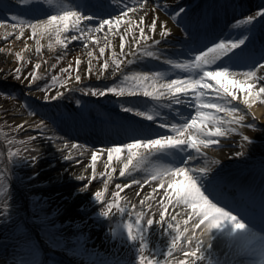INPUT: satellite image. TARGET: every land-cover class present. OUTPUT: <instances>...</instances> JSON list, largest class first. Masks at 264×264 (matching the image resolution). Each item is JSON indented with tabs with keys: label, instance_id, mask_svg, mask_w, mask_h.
I'll return each instance as SVG.
<instances>
[{
	"label": "rangeland",
	"instance_id": "obj_1",
	"mask_svg": "<svg viewBox=\"0 0 264 264\" xmlns=\"http://www.w3.org/2000/svg\"><path fill=\"white\" fill-rule=\"evenodd\" d=\"M12 1L17 2L18 5H20V0ZM256 1L259 5L264 4V0ZM188 4H190V2L184 6L186 7ZM246 6L248 5L245 4V7ZM262 8L264 9V7L246 8L242 11L243 13H239L236 17L227 21L224 26V29H226L224 34L228 32L232 33L229 35L230 37L228 36L226 39H223L222 37L220 39L231 41L243 38L245 35H248V37L252 35L264 17H257V20L250 30L248 29L250 26L238 22L245 20L249 15H255ZM6 9H8V20L3 16H0V19L6 20L7 23H17V21L13 19L14 13L19 15L17 7L10 5L6 6ZM9 20L11 22H8ZM222 35L223 34H220V37ZM46 43L47 46H49L50 42ZM81 44L82 41H76L71 49H73L74 46H80ZM43 45V43H40L39 46L41 49H37L36 51L31 50L30 55L32 59L35 58L39 52H42V54L45 53L43 51ZM147 51L156 52V48L154 45L149 44ZM149 57L150 56H147L144 52H136L135 58H133L131 54L128 60H132L133 62L127 67H122L121 71L116 72L113 75L111 65L104 80L85 79L84 81L77 83L73 88H70V90L63 93L55 100H45L43 96L45 92L52 96L53 91L56 90L59 85L63 84L67 76L72 72V68L68 65L56 64L55 67L52 66L43 70L38 64L36 67V76L33 77L32 66L37 63H34L33 61H17L0 73V249L3 250L4 253H9L12 264H38L41 255V251L38 250V253L32 254L30 259H27L26 256V241L30 239L35 241V239L38 238L34 226L36 223L28 221L29 215L26 212L27 192L29 195L32 194L33 206L43 205L47 207H44L38 212V220L54 221L59 215L61 217L59 218V220H61L60 224L65 230L68 229L67 227L69 225L80 227L83 223L91 222L95 227H93V231L90 233V243H92V248H96L98 254L109 256L113 253L117 257L122 258V255H124L125 252L134 251L136 246L139 247L141 243L144 244V249L148 250L149 247H151V244L149 243L150 238H154L158 245V249L156 250V253L158 254L153 256L156 260L159 258V261L163 259L167 264H178L180 259H192V257L185 255V245L183 243V241L191 235V231L185 232L182 228L186 226L185 217H187L189 212L187 210L188 208L184 205H176L174 207L171 203H168L165 208V221L162 223L154 222L152 225H147L146 221L149 216H151L154 221L159 220L160 204L158 201H160L161 196H164L166 200L169 198L166 195H161L162 193L160 191L142 196V191L145 188L144 186H146L148 182L145 184H142L141 182L142 185L140 183H135L127 187L129 185L128 179L136 180L129 177V175H132L141 181L143 180L141 173H136V171L131 168V170H125V175L120 174L119 169L123 164V160H120L121 157L118 158L119 160L115 163L112 175L109 173L110 168L98 170L96 167L93 179H88L87 181V184H90L89 187L85 189V191L76 194L70 202L65 203V196H67L68 192L71 190L74 191L76 187L80 186L84 181H77L69 184L50 183L47 181L49 174L44 165L47 159H43V155L40 154V148L49 147L51 144L57 142H65L72 145V142L75 141L77 144L89 148L88 145L90 144L87 145L83 140L78 142V139H69L67 132H69L70 129L66 127L71 121L99 125L102 122H107L110 118L108 114L109 112H112L123 115V117L126 115H132L136 120L141 121V124L157 123L153 118L146 119L137 116L134 113L123 112L121 110L120 104L124 103L138 108L140 111H149L153 114L156 107L151 102H147L144 99L147 97L142 93L130 94L125 92L121 96H117L114 93H106L101 96H93L90 93L81 91V88L91 89L111 86H124L126 88L128 82L125 81L123 77L133 71H158L162 74L164 72L170 73L167 70L159 69L161 68L159 66L158 68H140L139 64L143 65L144 63H148L147 58ZM137 61L139 63H137ZM17 64H19V71L21 72L19 77L16 76L14 71ZM226 66L237 72H242L244 70V68L241 69L240 67L233 66L232 63H229ZM53 77H56L55 82H53ZM21 79H32L33 84L27 89L22 90L19 86ZM260 83H264V81H257L254 84L253 89ZM45 85H47L46 89ZM253 93L250 98H258V95L256 93L253 95ZM242 94L240 95V101H243ZM132 96H138L136 97L138 99H134ZM9 98L14 99L18 109L16 111L20 112L22 116L27 118L36 117L38 121L43 123L44 128H32L17 123L14 119L17 113L13 112V104L8 102ZM77 100H79L80 103H77ZM257 106H264V99L263 101L261 100ZM223 115L226 116L227 114ZM235 115L239 116L242 115V113L238 112ZM124 120L128 119L124 117ZM256 122H258L257 118L243 121L241 124H233L231 126L236 130L229 131L228 135L221 137L226 140L227 143L231 142V144L228 143V146L226 145L225 148H222L224 151L220 153L222 155L219 158V153L208 156L210 157V162L213 167L219 165H223V168L226 166H232V168L235 169H243L246 173L255 168L264 169V125L259 124L258 127L250 126ZM17 125L20 126L17 127ZM12 133H16V135L13 136ZM48 134L54 136L55 139L48 138L43 141L37 139L39 135L46 136ZM28 137L31 139H26ZM245 137H248V139H245ZM83 148H80V150ZM230 148L234 150L233 155H231ZM9 150L13 155L10 158L6 156V151ZM82 152L86 155L89 154V157L91 156L90 151L85 152L82 150ZM238 152H242L244 155L238 156ZM29 156L36 158L33 161L28 159ZM88 160L89 158L87 161ZM98 160L99 159L96 158V161ZM216 161H220V163L215 164ZM16 163L21 166L20 176L18 178L14 177L12 174ZM197 163H201V161L196 162V164ZM101 173H103V175H101ZM104 178H109V182L104 187V193L107 190L113 189V191L118 193L117 198H119V201L121 202L119 203V207L115 208L116 216L109 221L110 223H106L101 219V213H96V217L90 219V213L86 211L88 205L99 202L95 200L92 194L95 191L93 185L97 184ZM138 184L141 185V192H138L135 197L132 196L133 198L130 197V195L136 191L134 189L140 188V185ZM11 185H13L12 188ZM30 185H33V188L36 187V189L31 191L30 189L32 188ZM117 185H125L126 187L118 188ZM154 187L155 186L150 188ZM39 188L42 189L40 190ZM37 196H39L38 199H36ZM218 206L224 207L226 210L225 205L218 204ZM5 208L12 210V213L7 216L2 214V209ZM135 213L142 214L144 224L136 225V229L134 227L135 239H131L132 242H130V239L127 236V231L124 228V222L128 221L135 224ZM91 220L96 222V224ZM230 223V221L225 219L222 223H219L217 227L215 226L216 228L211 227L209 229L210 232L207 231L206 236H201V233L199 232L196 233L201 242L195 259V264H247L245 261L247 259L244 254V250L247 246H235L234 242L233 245H225L226 239L230 238L229 240H232L237 230L233 229ZM188 224L191 225V218H189L187 225ZM241 224L243 227L239 228L240 230H252L251 232H254L256 237L257 235L264 234V226L261 228H254L250 224ZM172 225H175L180 229V237L179 239H176L172 251L169 252V245L172 244L174 237L177 235L176 227H173ZM224 228L227 230L224 231ZM75 231L74 234L79 233V231ZM221 232L226 233L227 237H220ZM208 236L211 237L207 238ZM214 240L218 241L217 245L211 243ZM31 243L33 242L31 241ZM51 243L54 245L57 244L54 241ZM189 243H191L193 247H196L195 244H192L193 241H189ZM128 245L129 247H127ZM27 250H31L30 244L27 245ZM64 252V249L59 251L61 256L60 262L64 264H83L80 260H70V257ZM165 253H168V255H165ZM250 259L257 260L255 256H251Z\"/></svg>",
	"mask_w": 264,
	"mask_h": 264
},
{
	"label": "snow or ice",
	"instance_id": "obj_2",
	"mask_svg": "<svg viewBox=\"0 0 264 264\" xmlns=\"http://www.w3.org/2000/svg\"><path fill=\"white\" fill-rule=\"evenodd\" d=\"M125 3L123 10L119 11L117 15H109L107 18L99 19V22L89 23L88 17L81 14L80 11L75 10L71 0H20V7L24 10H31L38 5H48L53 10V14L47 15L44 19L26 20L23 16L13 14V19L17 21L12 27L15 30V35L19 37L23 28H27L29 35L37 33L39 35L55 36L57 42H66L71 40H82L85 45L89 40L100 42L98 33L105 31V35L116 34L117 30L123 27V33L134 32L137 25L140 26V35L134 36L133 42L136 45V51L132 52L133 58L136 52H144L147 56H155L157 59L162 58L158 55V51H147L148 43L141 46V41H150L151 45L160 44V39L150 37L147 33L156 28L159 29L161 38H170L172 29L167 26L165 20H158L155 15L151 17V23L146 27L143 22L146 15L142 10L145 6V0H130ZM159 9L160 5H156ZM165 11L169 9L168 5L164 6ZM139 13L138 18L134 15ZM172 19L181 25V30L186 37V49L189 50L188 58L179 57L178 59H167L166 63L172 67L169 71L175 69L185 70L186 74H174L173 78H166L165 74L158 71H133L124 76L127 81V87L111 86L104 88H81L82 92L90 93L93 96H101L106 93H114L117 96L123 95L125 92L130 94L142 93L146 97L152 98L153 102L171 101L172 103H179L182 99L189 101L188 107L192 109L189 116L184 117L178 114L180 122L167 121L157 123L160 127L167 129L166 133L155 134L151 136H142L139 130L132 124H121L118 132L126 137L127 142H113L107 148V157L111 161L113 154L117 157L124 152L125 158L119 171L121 175H125L126 169L139 168L142 165L147 166L145 175L149 180L159 181L155 183V188L163 187V193L169 198L165 199L161 196L159 208V220L154 221L151 216L147 217V225L155 223H162L165 221V208L168 203L174 207L176 205H184L191 211L185 217V224L187 225L189 218H191V235L183 241L185 245V255L192 257L189 259H180L178 264H195V259L199 249L201 240L196 235L197 226H200L201 232L209 230L213 226H217L220 221L227 219L231 222L233 229L242 228L241 222L232 214L231 211H226L224 207L218 206V202L214 203V199H218V192L216 185L220 179L219 173L210 162L205 149L220 144V138L228 135L229 131H235L231 126L233 124H241L244 121V115L236 116L235 114L241 112V109L234 103V100L240 99V92H243L244 104L251 105L255 103V98H250L252 93H256L258 98L264 99V83L258 84L253 89V84L257 81H264V76H259V72H264V59L257 61L256 53L251 52L242 46L248 40V35L238 40L226 41L220 39L217 43H211L210 46L201 44L194 38V30L197 21H194L189 15V9L182 4L177 3L176 7L171 11ZM257 17H264V9H261L255 15H249L243 23L250 26L254 25ZM126 18V19H125ZM7 24L6 20L0 19V25ZM69 30L78 35H67ZM107 44V42L105 41ZM121 50L125 47L124 35H121L120 41ZM27 47V45H25ZM241 49L239 52L236 49ZM101 55L105 52V46L99 47ZM232 53L227 57V60H222L227 53ZM92 53L89 52V56ZM124 55L123 51L120 53ZM19 53L16 54V60L20 61ZM219 61V62H218ZM133 61L128 60L131 64ZM33 64L32 76H36V67ZM80 63L77 57L76 64ZM229 63H243L252 65L244 68L242 72H237L227 67ZM19 64H17L15 74L17 77L21 75L19 71ZM55 67V65H53ZM92 65L89 62V69ZM109 67L108 61L99 65V75H104V69ZM122 70L121 60L116 58V54H112V74ZM75 79L79 81L81 76L76 75ZM56 77H53L55 82ZM63 82V81H62ZM29 85L33 84V80L27 81ZM47 85H45V89ZM60 90H57L54 96L48 95L45 92L43 98L45 100H55L61 96ZM80 103L79 100L76 101ZM123 112L134 113L137 116L146 119H152V113L149 111H140L138 108L129 106L127 104H120ZM31 114V113H30ZM223 114H227L226 116ZM23 123V121L21 122ZM20 125H17L19 127ZM36 127L41 129L44 125L41 121L36 122ZM251 127H258L255 123ZM55 139V137H51ZM26 139H31L30 137ZM248 139V137H245ZM67 147V143L60 145ZM73 149L83 148L84 145H79L77 142H72ZM177 147L184 155L177 161L170 164L152 162L149 158L153 153L159 152L165 148ZM189 150H194L190 152ZM238 156L244 155L242 152L237 153ZM36 157L29 156L28 159L35 160ZM67 158V157H65ZM97 158V151L93 150L89 160ZM199 158L201 163L193 164ZM216 161L215 164H219ZM131 166V169L129 168ZM107 167L111 168V164ZM103 175V173H101ZM94 174L88 177L93 179ZM132 179H128V184H134ZM107 185V181L105 182ZM83 187H87L84 185ZM117 187H126L125 185H117ZM155 189L150 188L149 194ZM104 188L95 190L92 194L97 201L107 199L104 195ZM118 193L113 191L112 197L116 198ZM116 200H109L108 203L101 209V214L105 217L109 216L108 208L112 207ZM119 207V205H117ZM134 207V206H133ZM135 224L125 221L124 228L127 231L129 239H135L134 227L136 225L144 224L141 213H135ZM176 227L175 225H172ZM187 227L185 232H187ZM176 237H174L172 244L169 245V252L175 244L176 239L180 237V229L176 227ZM189 241H194L196 247H193ZM141 250L144 244L140 245ZM168 255V253H165ZM138 264H167L166 261L161 262L154 257H146L139 255L137 257Z\"/></svg>",
	"mask_w": 264,
	"mask_h": 264
},
{
	"label": "bare ground",
	"instance_id": "obj_3",
	"mask_svg": "<svg viewBox=\"0 0 264 264\" xmlns=\"http://www.w3.org/2000/svg\"><path fill=\"white\" fill-rule=\"evenodd\" d=\"M8 3L6 5L10 6L12 3V0H6ZM189 1H191L192 4L196 3L198 0H145V6L142 10L143 14L146 15V19L143 22L144 26L148 23H151V17L155 15L158 20H165L167 22V26H169L172 29V34L170 38H161L159 34V29L156 28L154 30L148 31V35L150 37L160 39V44L156 45L157 47H162L165 49H170L172 51H177L175 47H173V44L179 43L183 40V37H185L184 32L181 30V25H178L173 19L171 10L174 8L177 3L182 4L183 6L186 5ZM71 3L74 5L75 10L79 11V9L83 8L84 3L83 2H75L74 0L71 1ZM125 3H129V6H131L130 0H94L90 1V4L87 5V9H90V12H86L84 14L81 11V14L85 17H88V22L91 23L93 21L99 22V19L101 18H107L109 15H117V13L121 10H123V6ZM159 4L160 7L157 9L156 5ZM191 4V5H192ZM168 5L169 9L166 12L164 9V6ZM194 6V5H193ZM191 6L189 8V14L193 13ZM44 10L45 16L36 17L35 13L38 11ZM19 14L24 17L26 20L36 19L41 20L44 19L47 15L53 14V10L48 7V5H38L31 10H18ZM0 16L5 17L8 20V9H6V6L0 4ZM139 13H136L134 15V18H138ZM126 19V18H125ZM8 22H11L10 20ZM14 24L7 23L5 25H0V73L4 71L5 68L10 67L13 63L17 62L16 60V54L19 53L22 62L27 61H33L34 63L39 62L41 69L45 70L48 67H52L53 65L59 64V65H68L72 68V72L67 76L63 84L59 85V87L53 91L52 96L55 95L57 90H60L61 93H65L70 88H73L77 83H80L87 80H104L106 78L107 72L110 69V66L112 65V54H116V58L121 60L122 67L129 66V63H127L128 58L130 57L131 53L136 50V45L133 42L134 36L138 37L140 35V26L137 25L134 32H129L127 34L123 33V27L120 30H117L116 34L112 35H105V31H102L98 33L97 35L100 37V42L97 43L96 41L89 40L88 44L85 45L82 40H71L66 42H57L55 36L49 37L48 35H39V38L37 39V33H33L32 35H29L28 29L25 27L23 28L21 35L17 37L15 35V30L13 29ZM124 35L125 39V47L123 50L120 48V38L121 35ZM65 36L67 35H78V33H73L71 30H69L68 33H64ZM81 42L82 44L80 46H74L73 49H71L72 45L75 44V42ZM107 42V44L105 43ZM46 42H50L49 46H47ZM40 43H43V51L45 52L42 54V52H39L35 58L32 59L31 57V50H37L41 49L39 46ZM148 43L150 44V41H141V45ZM27 45V47H25ZM105 46V52L103 55L99 52V47ZM34 51V52H35ZM123 51L124 55L121 56L120 53ZM89 52L92 53L91 56H89ZM77 57L80 60V63L77 65L76 60ZM108 61L109 67L104 69V75H99V65L101 63H104L105 61ZM89 62H91V69H89ZM138 63V61H137ZM79 74L81 76V79L77 81L75 79L76 75ZM259 76H264V72H259ZM6 78V77H5ZM29 79H21L19 86L22 90L27 89L30 85L27 83ZM8 81V80H7ZM254 87V84H253ZM242 92L239 93L241 95ZM243 95V94H242ZM254 95V93H253ZM58 98V97H57ZM255 98V97H254ZM181 101L179 103H172L171 101H164L162 102L164 105H161L162 107L166 108H180L182 107V103L188 102L187 100H183V96L181 97ZM261 100L260 98H255V103H252L250 105L251 110L248 112L247 107L244 106L243 109L241 106L240 109L242 111V114L246 116V118L255 117L258 119V122L260 124H264V106H257ZM260 101V102H259ZM8 102L13 104V112L17 113L15 116V121L17 123H21L23 121V125L36 128V122L38 119L36 117H24L21 115L20 112L16 111L17 105L15 104L14 99L9 98ZM243 105V104H242ZM164 108V109H166ZM16 111V112H15ZM20 111V109H19ZM247 111V113H245ZM179 120V119H178ZM54 137L50 134L46 136H40L37 138L38 140H45L48 138ZM49 141V140H46ZM225 142H221V145H224ZM65 142H57L54 144H51L49 147H43L40 148V154L43 155V159H47L45 161L44 165L47 169V172L49 174V177L47 178V181L50 183H73L77 181H84L80 186L76 187L74 191H69L67 196H65V203H68L71 201L73 197H75L76 194H79L85 189L89 187V183L87 184L88 177L91 174H94L95 168L97 167L98 170L109 168L107 167L108 164H111V168L109 170V173L112 175L113 167L115 166V163L119 160L122 161L125 156L124 152L122 151L121 156L117 157L115 154H113V157L111 161L108 160L107 152H105V149L108 147L107 145L100 146V152H97V158L98 161L95 160H88L89 154H85L80 150V148L73 149L72 145L67 144V147H62L60 145H64ZM216 148V147H215ZM192 152L193 150H189ZM207 154H214L215 150L208 148L205 149ZM67 157V158H65ZM197 161H199V158L191 162L195 164ZM86 167V168H85ZM90 167V169H89ZM243 172V170H237L232 172L231 169L225 170V172L220 171L219 176L222 178L217 183L218 185H222L224 192H226L228 198H230L233 202L240 203V207L245 204V209L247 210V216L248 218L253 217L256 215L257 217H260L264 212V177L262 179L259 178L261 173L254 172L252 175L247 176L244 178V181L241 183L240 187L238 189H231L233 184L231 180L235 179L236 181L238 178H235L231 174L239 175ZM109 182V178H104L97 184L93 185L94 190L104 188L105 182ZM256 181V182H255ZM159 181H151L149 184L144 186L145 188L142 191V196L149 194L150 187L155 186V183H158ZM151 184V185H150ZM240 184L239 181L235 182L234 185L238 186ZM84 185H87V187H83ZM233 185V186H234ZM155 188V187H154ZM161 192V195H165L163 193V187L161 188H155V191L153 192ZM152 192V193H153ZM151 193V194H152ZM261 194V195H260ZM134 193L132 194V196ZM137 195V194H136ZM252 198V199H251ZM252 202L256 201L257 206L252 208V210L247 209L246 201ZM190 211L189 209H187ZM255 210V211H254ZM236 217V216H235ZM238 220L240 217H236ZM246 220V219H245ZM248 220V219H247ZM224 221V220H223ZM223 221H220L219 223H222ZM228 223V222H227ZM231 225V223H230ZM218 226V225H217ZM216 226V227H217ZM227 226V225H226ZM216 228L215 226H213ZM213 228V229H214ZM225 229V228H224ZM197 231L201 232L200 226H197ZM225 229L224 231H226ZM207 231H204L203 233L207 235ZM252 231V230H251ZM251 231H244L240 230L239 228L236 230V233L234 235V238L232 240H229L230 238L226 239L225 245H234L239 247L247 246V248L244 250V254L247 260V264H264V234L263 235H257L254 232ZM210 232V231H209ZM202 233V232H201ZM220 237L226 236V233L221 232ZM202 236V235H201ZM227 237V236H226ZM225 237V238H226ZM215 244H218V241L215 240ZM252 252L255 253V257L257 260H250L248 258V255H251ZM244 258V257H243ZM245 259V258H244ZM0 264H12L11 262V256L9 253H4L3 250L0 249Z\"/></svg>",
	"mask_w": 264,
	"mask_h": 264
}]
</instances>
